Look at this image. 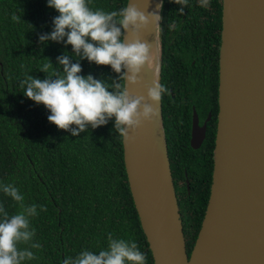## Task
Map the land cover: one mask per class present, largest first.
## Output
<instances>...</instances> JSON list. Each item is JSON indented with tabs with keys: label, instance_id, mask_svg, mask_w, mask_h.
<instances>
[{
	"label": "trees",
	"instance_id": "1",
	"mask_svg": "<svg viewBox=\"0 0 264 264\" xmlns=\"http://www.w3.org/2000/svg\"><path fill=\"white\" fill-rule=\"evenodd\" d=\"M125 2L92 0L91 6L114 11L125 6ZM179 8L172 0H163L159 15H180ZM220 9L221 0H210L208 7L201 6L199 0H189L182 13L208 16L195 21L212 23L215 53L211 120L207 125V138L199 149L192 151L195 158H200L204 146L211 151L213 145ZM57 15L55 9L47 6V0H0V184L11 183L18 187L26 205L47 208L44 212L38 207V215L31 218L35 229L33 242H39L41 248L31 249L37 258L25 264H62L65 258L75 257L81 250L98 253L107 247L109 233L114 238L135 241L146 256V264H153L128 189L121 137L114 130V121L72 136L69 131L50 123L47 120L50 112L25 97L24 89L19 86L25 74L43 80L46 73L39 69L47 59L60 71L57 57L72 56L71 46L62 41H39L40 35L52 31V20ZM13 16L20 19L13 20ZM196 28L206 30L205 26ZM77 59L73 56L71 62L76 63ZM79 63L82 76L90 74L109 83L117 78L118 74L110 66L96 65L86 59ZM175 100L162 97L160 113L175 196L179 197L180 192L184 203L181 225L188 254L203 215L210 174L206 182L191 176L190 170L200 164L183 159L189 153L182 139H186L190 103ZM175 139L183 143L176 144ZM183 171L187 175L188 192ZM0 204L10 215L19 211L2 190Z\"/></svg>",
	"mask_w": 264,
	"mask_h": 264
},
{
	"label": "water",
	"instance_id": "2",
	"mask_svg": "<svg viewBox=\"0 0 264 264\" xmlns=\"http://www.w3.org/2000/svg\"><path fill=\"white\" fill-rule=\"evenodd\" d=\"M129 3L147 13L155 12L161 0ZM133 38L130 31L124 33L126 41ZM137 38L153 45V61L127 90L151 103L147 87L159 80L157 26L150 22ZM219 39L210 184L188 254L160 104L153 105L158 116L143 122L132 142L121 138L128 189L153 264H264V0H221ZM194 127L195 115L192 137Z\"/></svg>",
	"mask_w": 264,
	"mask_h": 264
},
{
	"label": "clouds",
	"instance_id": "3",
	"mask_svg": "<svg viewBox=\"0 0 264 264\" xmlns=\"http://www.w3.org/2000/svg\"><path fill=\"white\" fill-rule=\"evenodd\" d=\"M180 6L182 14L189 0H172ZM201 6L208 7L210 0H199ZM92 0H47V6L56 10L53 29L39 36V41L63 42L70 45L72 56L57 57V71L47 59L39 71L46 73L41 80L25 74L19 81L24 96L42 104L49 112L47 120L58 129L69 131L72 136L95 129L113 120L114 130L123 141L132 142L136 130L143 122H151L158 116L153 105L160 104L168 89L153 79L144 96H132L127 85L139 83L138 74L142 68L149 69L153 61V45L137 38V34L151 22L153 29L161 20L159 11L163 0L155 12L140 11L134 3H128L114 11L93 8ZM13 20H19L17 16ZM134 37L124 39L129 32ZM75 56L76 63H72ZM86 59L100 66H110L117 73L111 83L95 79L92 75H80L79 60ZM23 68V65H21ZM51 70V72H50ZM111 89V91L109 90ZM132 133L130 135L129 133ZM0 190L10 197L19 211L9 214L0 204V264H25L36 259L31 249H40L39 242H33L35 229L31 218L40 211H47L43 205H26L24 196L14 184H0ZM27 245V247H21ZM62 264H146V256L135 241L114 238L108 234L107 247L98 253L81 250L75 257H67Z\"/></svg>",
	"mask_w": 264,
	"mask_h": 264
},
{
	"label": "flooded vegetation",
	"instance_id": "4",
	"mask_svg": "<svg viewBox=\"0 0 264 264\" xmlns=\"http://www.w3.org/2000/svg\"><path fill=\"white\" fill-rule=\"evenodd\" d=\"M157 25V45L159 54V82L168 92L163 95L164 100L175 98L177 102L189 104V118L185 126L186 144L176 140V144L183 143L188 147V155L185 160L196 161L200 166H193L190 170L195 179L206 182L212 169V149L204 146L200 158H195L192 151L200 148L207 138V125L211 120L210 107L214 99V42L212 35V23L196 22V19L208 18L204 15L163 14ZM193 19L192 21L187 20ZM205 26L206 30L197 29V26ZM193 27L194 29H191ZM196 28V29H195ZM220 27L218 31V38ZM217 46V83H218V39ZM192 102V103H191ZM217 103V84H216ZM217 114V111H216ZM195 115L194 137H192V119ZM216 125V119H215ZM202 132V137L200 136ZM215 133V126H214ZM200 137V141H199ZM212 142L214 144V135ZM210 144V143H209ZM193 145H196L194 147ZM194 169V170H193ZM183 179L188 192V181L185 171ZM210 184V183H209ZM209 190V186H208ZM175 193V192H174ZM179 192L176 198L177 210L180 221L185 216L184 203ZM176 197V196H175ZM182 223V222H181Z\"/></svg>",
	"mask_w": 264,
	"mask_h": 264
}]
</instances>
